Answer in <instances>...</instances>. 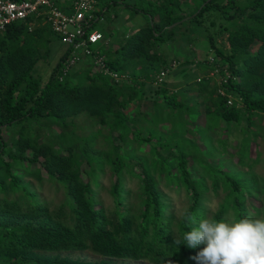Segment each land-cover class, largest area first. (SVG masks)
<instances>
[{"label":"trees","instance_id":"obj_1","mask_svg":"<svg viewBox=\"0 0 264 264\" xmlns=\"http://www.w3.org/2000/svg\"><path fill=\"white\" fill-rule=\"evenodd\" d=\"M238 1L98 0L87 32L118 8L143 21L109 48L99 31L91 47L119 80L63 73L68 46L42 87L33 72L52 55L50 26L14 23L0 32V264H197L200 249L183 244L186 211L192 227L207 217L264 216V180L252 174V149L264 136V0ZM218 30L227 49L215 43ZM177 40L190 50L170 60L163 48ZM174 70L193 80L171 92L165 80L154 84ZM80 116L102 127L117 121L121 139L104 150L94 138L52 149L41 138L43 127L64 137L61 128ZM231 143L248 171L220 162ZM43 182L54 194L41 193ZM169 193L187 198L178 217ZM85 250L101 259L61 255Z\"/></svg>","mask_w":264,"mask_h":264},{"label":"rangeland","instance_id":"obj_2","mask_svg":"<svg viewBox=\"0 0 264 264\" xmlns=\"http://www.w3.org/2000/svg\"><path fill=\"white\" fill-rule=\"evenodd\" d=\"M238 3H244V0H239ZM110 12V16L111 14L114 16L113 19H110V17L109 20L98 21L94 26L95 30L103 33L106 42L105 46L108 48L112 45L118 44L124 39V37L129 35L131 31L138 29L140 25L143 24V21L139 16L131 18L128 16V13L121 8L116 9V12L113 10H111ZM217 15L216 19L218 18ZM52 41L53 45L51 57L47 61H40L33 72L34 77L40 81L42 87L47 83L51 71L59 61L60 56L66 52L69 46L62 40L57 39V36L53 37ZM186 43L184 41L179 42V40H177L171 45L164 46L163 50L167 54L168 59H185L186 57L184 54L186 53V51H188V49L190 50L189 44ZM215 43L217 47L221 49H227L228 44L226 42V36L223 30H218ZM199 44H204L201 48V51H203L202 54L208 53V50H206L207 45L202 39H200ZM196 47L198 49L199 45ZM212 55L209 54V58H211L212 60H216ZM88 70H90L92 74H95L94 71H97L93 64V55H90L89 57H83V55L79 53V60L77 61V63L75 62L74 64H72V68L70 69L69 74L76 75L79 80H83L81 78L86 76ZM175 73L176 72L174 70L166 79L164 78L166 85L165 87L170 92L177 91L181 87V85H183V83L190 82L193 80L190 76V73H187V71H182L178 76L177 73ZM212 78L214 79L215 83L219 84L217 73H215ZM198 103L201 104L202 102L199 101ZM194 111L196 112L195 109H191L190 112L194 114ZM139 128L141 131L143 130L142 126H140ZM48 129L50 130V133ZM118 130L119 123L117 121H113L109 125L102 127L101 125H99V123H96L94 119H88L86 116H80L72 120L67 127L61 128L64 137L61 135V133L59 134L58 130L55 127H50L47 129L43 127L40 131V136L47 144V146L51 149L56 148L63 143H65L64 146L66 144L70 146V144H77V141L81 142V140L84 138H94L97 142L98 147L106 150L108 147L112 146V143L115 141L116 138L121 139ZM249 135L255 137L254 132H251ZM256 141V149H252V174H254V176L256 177V181L261 184L264 180V136L256 138ZM230 142L231 141H229V143ZM231 146H233L232 143L228 145L227 154H223L220 157V162H232L236 166V168H239L242 171H248L249 168L246 165H243V160L235 158V150ZM255 152L259 153L256 154ZM204 157L207 156L204 155ZM103 184V188L106 190L109 186V181L106 179ZM134 189V186H131L130 202L132 203L133 208H135L138 204V202L136 201V192ZM40 191L44 196H51L52 193L54 194V190L50 188V185L47 182H43ZM168 195H170L171 197V205L174 214L177 217L180 216L182 211L184 210L187 198L183 196L182 193L180 195L169 193ZM103 196L107 197V192L104 191ZM216 203L217 201L214 199V202L211 205L212 210H215ZM61 255L70 257L72 259H80L84 261H98L101 259V257L88 250L79 252H62ZM120 263L151 264L150 262L145 260H122L120 261Z\"/></svg>","mask_w":264,"mask_h":264},{"label":"built area","instance_id":"obj_3","mask_svg":"<svg viewBox=\"0 0 264 264\" xmlns=\"http://www.w3.org/2000/svg\"><path fill=\"white\" fill-rule=\"evenodd\" d=\"M97 2L98 0H0V32L14 23H47L52 32L73 49L63 61L62 72L65 73L72 64L77 63L79 53L93 55L91 47L102 39V34L97 30L87 32L88 25L95 17ZM93 63L101 74L114 80L120 79L105 66L103 56L98 53L93 56ZM174 65L176 64L173 63L172 66ZM167 74L168 71L160 72L154 84L162 83ZM219 92L223 95L222 90ZM231 102L229 99L227 104L230 105Z\"/></svg>","mask_w":264,"mask_h":264},{"label":"clouds","instance_id":"obj_4","mask_svg":"<svg viewBox=\"0 0 264 264\" xmlns=\"http://www.w3.org/2000/svg\"><path fill=\"white\" fill-rule=\"evenodd\" d=\"M181 219L190 226L183 244L200 249L192 257L197 264H264V216L220 219L207 217L197 226L195 216L185 212Z\"/></svg>","mask_w":264,"mask_h":264}]
</instances>
